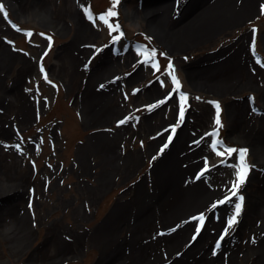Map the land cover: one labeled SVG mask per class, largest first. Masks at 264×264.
Returning <instances> with one entry per match:
<instances>
[{
	"label": "rangeland",
	"instance_id": "1",
	"mask_svg": "<svg viewBox=\"0 0 264 264\" xmlns=\"http://www.w3.org/2000/svg\"><path fill=\"white\" fill-rule=\"evenodd\" d=\"M113 3L0 0V264H197L209 256L216 264H264V211L254 215L264 141L255 148L257 139L242 137L253 125L264 130V0L252 1L244 19L174 50L177 27L166 36L143 16L164 11L175 19L179 10L168 11L176 0ZM109 10L116 31L98 19ZM153 51L145 61L143 53ZM217 64L242 67L253 85L227 94L188 76ZM86 86L106 100L96 104ZM231 109L246 123L233 122ZM226 148L237 152L217 155ZM240 149L248 171L237 190ZM173 157L175 171L201 180L211 194L167 222L168 210L188 197L171 172L178 190L157 203L160 167ZM179 228L183 238L165 242Z\"/></svg>",
	"mask_w": 264,
	"mask_h": 264
},
{
	"label": "bare ground",
	"instance_id": "2",
	"mask_svg": "<svg viewBox=\"0 0 264 264\" xmlns=\"http://www.w3.org/2000/svg\"><path fill=\"white\" fill-rule=\"evenodd\" d=\"M176 1L177 4H172L168 11H172L173 13L179 10V14L175 19H172V16H165L164 11L145 12L143 16V18L146 19L147 23L153 30L158 29L163 35L166 36H169V32L177 27V30H175L176 32H173L170 36L173 50L175 48L183 47L187 42L196 43L197 41L211 36L214 29L217 30L219 28H224L244 19L253 10L252 1L254 0H234V5L232 4L233 0H209L208 3L207 0H186L183 6H181L182 1ZM163 7L164 9H167L169 7V3L164 4ZM80 24L81 23L77 21V30L83 31L85 28H83V25L80 26ZM233 63L235 64V61H232L231 65H233ZM231 67L224 65H221L220 67V65L217 64L213 65L209 70L206 71L194 68L193 70H188V76L190 79L195 80L200 85L217 90L216 92L220 91L227 94H231L238 88H250L253 85L252 77H250L247 72H244L242 67H239L237 71L232 70ZM94 74L97 77L98 72L95 71ZM85 91L93 95L89 86L85 87ZM262 96L264 97V95ZM85 98H87L86 95ZM97 99H99L101 103L106 100V98H102V96L98 98L95 95L93 101L96 102ZM87 100L88 98L86 101ZM100 102H96V104H100ZM228 112L230 113L233 122L236 120L237 123H242L241 126L246 123L245 121L239 120V116L242 115V111L231 109ZM253 126L254 128L250 129L249 132L242 137L244 141H247L248 143L250 140L253 141L252 137L257 139V141H255L256 148L259 142L264 141V130H261L260 133L256 132L257 129H255V125ZM183 136L184 133H182L180 137H177V147L182 144ZM233 138L235 140H243L242 138H238L236 136ZM255 148L254 151H256ZM174 162L175 159L173 157L169 164L160 167V172L164 177V182H161L160 188L162 194L160 195V201L157 203L158 205L164 204V202L172 197L174 192L178 190L177 183L172 181L170 178L171 172L173 173L174 177H182L180 180L188 197L184 201L185 203L182 204H180L177 200L172 209L168 210V213L170 214L164 217L165 221L167 222H169L171 219L181 217L184 211L187 212L186 210L188 208L191 209L192 207H201L211 194L210 190L204 186V183L201 180L196 179L194 181L193 178V180L189 181L186 174L181 173L178 170L175 171ZM166 168H170V172H165ZM259 192L260 209L258 210L259 213H254V215L257 214V216L261 215L262 211H264V186ZM185 234L186 230L184 228H179L177 232L167 235L164 240L172 246L176 244L181 238H183ZM198 236H201V234ZM134 237L137 236L134 235ZM136 239L137 238H132L131 242L133 243V241ZM216 258L217 256H209L208 258H204L203 260L199 261L197 264H216Z\"/></svg>",
	"mask_w": 264,
	"mask_h": 264
},
{
	"label": "snow or ice",
	"instance_id": "3",
	"mask_svg": "<svg viewBox=\"0 0 264 264\" xmlns=\"http://www.w3.org/2000/svg\"><path fill=\"white\" fill-rule=\"evenodd\" d=\"M117 3H119V0H114L113 8L115 7V5ZM85 11L87 12V9ZM0 12H3V5H0ZM87 14H88V19H90V20L93 19L92 14L90 12H88ZM4 15L7 16V13L5 12ZM115 15H116V12L114 10H109L105 15H102V16L98 17V19L103 21L105 24H108L112 31H116L119 26L118 25L113 26V25L109 24V19H108L109 17H114ZM28 35H31V33H28ZM114 39H119V37H114ZM143 55L145 56V61H147L151 57L155 56V51H153L151 53V56H149V54L147 52H144ZM152 67L156 68L157 70H159L158 65L155 64V63H153ZM168 68L171 69L172 65L169 64ZM169 74L171 75L173 82L177 85V88H178L179 87V82L176 80V77L174 75V71L170 72ZM181 100L186 102L187 97L186 96H181ZM161 103H163V102H161ZM184 110H185L184 109V104L182 103L181 106H180V114H179L181 120L183 119V116H184ZM216 113H217L216 124L219 125L220 124V119H219L220 106H219V104H216ZM120 123H124V121H121ZM172 131L174 133L175 132V128H173ZM169 141H171V136L169 137ZM215 147H216V142L213 143V148H215ZM236 152H237V149H235V148H226L224 152H217V155L224 156L225 154H227V155L231 156L233 153H236ZM238 155H239V160H240L239 171L237 173L238 182L233 185V188L237 189V190L239 188V184L244 182V179H245V177L247 175V171H248L247 166L244 164V158H245V155H246V150L245 149H240ZM205 170H207V169H205ZM232 195L235 196L236 195V191H233ZM239 200H240V203H236L235 204L236 216H238L239 213H240L242 202H243V197L242 196L239 197ZM224 202L225 201H220V203H224ZM213 207H215V205H213ZM199 219H200L201 223H203V216H201ZM234 223H235V216H233L228 221V226L230 227ZM197 232H199V229H197ZM224 234L225 235L227 234V228L225 229ZM221 239H223V236H221ZM216 246H217V248H219V246H220L219 242H217Z\"/></svg>",
	"mask_w": 264,
	"mask_h": 264
}]
</instances>
